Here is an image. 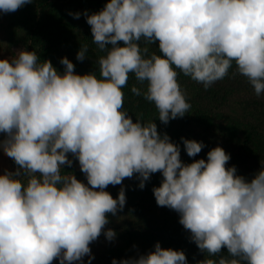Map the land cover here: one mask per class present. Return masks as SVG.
Returning <instances> with one entry per match:
<instances>
[{"label":"clouds","instance_id":"1","mask_svg":"<svg viewBox=\"0 0 264 264\" xmlns=\"http://www.w3.org/2000/svg\"><path fill=\"white\" fill-rule=\"evenodd\" d=\"M33 2L0 0V13ZM69 15L90 26L103 53L97 71L78 74L61 57L60 72L25 49L0 58V154L15 165L0 172V264H84L86 256L90 264V244L101 234L116 238L106 225L125 207L123 181L135 176L143 189L156 173L155 202L178 213L204 255L196 264H264V164L251 178L238 175L220 146L184 163L180 144L154 122L167 125L191 109L180 74L207 91L234 68L256 97L264 95V0H107L91 14ZM88 52L80 44L76 60ZM130 76L131 94L154 106L155 120H133L124 109ZM180 140L190 158L205 147ZM69 155L87 183L63 171L73 164ZM109 185H121L115 198ZM111 264L188 261L156 242Z\"/></svg>","mask_w":264,"mask_h":264},{"label":"trees","instance_id":"2","mask_svg":"<svg viewBox=\"0 0 264 264\" xmlns=\"http://www.w3.org/2000/svg\"><path fill=\"white\" fill-rule=\"evenodd\" d=\"M106 2L107 0H34L32 4L15 12L0 13V33L4 37L0 41L2 56L4 53L12 56L15 51L25 49L35 51L42 61L50 60L60 72H63V66L59 63L61 57L72 61L78 74L97 71L95 59L98 55L96 46L91 41L90 26L83 15L74 19L69 13L88 10L91 14L102 9ZM85 43L89 45L88 58L79 62L76 60V53L80 44ZM151 48L161 54L157 44H153ZM233 72L234 68L230 69L229 76L216 82L207 91L202 85L180 74L178 81L187 92L191 109L183 118L171 120L167 125L156 119L158 114L152 104L131 94L130 87L135 79L130 76L128 87L122 89L125 94L124 109L133 120L138 114H142L145 121L156 119L154 122L158 131L166 132L173 142L180 144L181 153H185L181 137L203 142L205 147L201 153L193 158H181L184 163L206 159L210 149L220 146L230 154L227 166L234 165L238 175L251 178L261 168V164H264V95L256 97L246 78L233 75ZM161 180L160 173L153 174L143 189L138 187L139 182L134 184L130 182L132 180H128L130 187L125 192L126 205L130 203L142 208L144 201L140 204L136 199L146 197L147 200L151 197L152 188L159 186ZM118 191L119 189H113V198ZM110 217L111 214L108 216L109 221ZM156 223L154 227L157 228H147L148 232L159 231V226L165 225L166 220L160 219ZM128 226L127 224L125 227ZM125 227L122 229L130 231L134 226L129 229ZM189 236L190 234L170 235L168 243L171 246L197 248ZM223 254L226 255V250H223Z\"/></svg>","mask_w":264,"mask_h":264},{"label":"rangeland","instance_id":"3","mask_svg":"<svg viewBox=\"0 0 264 264\" xmlns=\"http://www.w3.org/2000/svg\"><path fill=\"white\" fill-rule=\"evenodd\" d=\"M3 38L4 37L0 33V41ZM102 54L103 53H99L97 51V55ZM8 57H10L8 53H4L2 56V58ZM0 138H2V134H0ZM69 158L73 160V164L70 168L63 166V171L72 172L78 180L87 183L84 174L79 170L78 162L71 155H69ZM181 158L190 157H188L185 153H181ZM14 168V163L6 156L0 154V172L4 169L13 170ZM128 180H132L130 182H134V184L139 182L135 177L132 179H125L123 181V186L126 189L125 192L128 191L130 187L127 184ZM120 187L121 185H109V187L105 190L112 195L113 189H120ZM136 200L140 202V204L144 201L142 208L133 206L130 203L126 205V203L122 211H118L116 216L110 217V221L109 224L106 225V229L111 228L117 233L116 238L113 241L106 240L105 236L101 234L96 241L90 244L91 254L94 257L91 259L90 264H111V261L114 258L119 261L129 257H136L138 254H145L152 251L156 242H159L162 248H172L174 250L184 251L188 264H196L197 261L204 258V255L200 253L197 248L191 246L169 245L168 238L170 235L180 236L189 234V232L179 224L178 213L167 207L157 206L154 195L148 197L147 200L146 197L142 199L137 198ZM160 219L166 220L165 225L159 226V231L157 232H148L147 228H157L154 226L157 225L156 222ZM110 222H112V224ZM127 224L129 226L125 227ZM123 227L128 229L132 227V229L127 231L123 230ZM53 264H58V261H53ZM84 264H89L87 256L84 257Z\"/></svg>","mask_w":264,"mask_h":264}]
</instances>
